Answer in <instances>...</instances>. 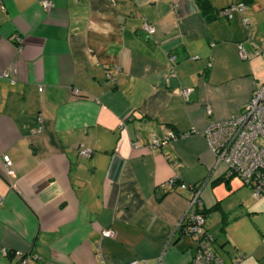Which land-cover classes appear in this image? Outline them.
Returning a JSON list of instances; mask_svg holds the SVG:
<instances>
[{"label":"crops","instance_id":"crops-1","mask_svg":"<svg viewBox=\"0 0 264 264\" xmlns=\"http://www.w3.org/2000/svg\"><path fill=\"white\" fill-rule=\"evenodd\" d=\"M210 1L247 9L208 18L197 0H0V264H22L17 251L26 264H191L197 242L178 229L188 186L203 182L206 220L233 177L205 131L264 80V0ZM250 210L254 228L228 219L220 242L205 223L230 264H264V208Z\"/></svg>","mask_w":264,"mask_h":264},{"label":"built area","instance_id":"built-area-1","mask_svg":"<svg viewBox=\"0 0 264 264\" xmlns=\"http://www.w3.org/2000/svg\"><path fill=\"white\" fill-rule=\"evenodd\" d=\"M43 5L49 7L50 3L44 1ZM247 5L244 2L232 4L220 10V14L232 17L234 11L244 13ZM243 22L247 25L249 17L243 16ZM143 28L149 33L155 32L154 26L144 22ZM12 40L20 49L23 39L20 35L15 34ZM264 59V52L258 51ZM241 57H246L244 52L240 51ZM7 77V74H3ZM192 91L191 87L181 90V95L187 97ZM78 93V89H74ZM208 113L211 109L208 108ZM38 124L33 132L38 133L42 130V118H37ZM208 146L214 154L215 163L225 166V173L229 176L239 175L243 183L247 185L252 195L256 198L264 197V80L261 81L253 90L250 98L243 106L240 113L222 121L213 120L210 122L205 131ZM175 138L173 132L168 133L166 140ZM159 141L154 140L153 144L159 145ZM93 150L87 147H80L78 153L87 157L92 154ZM6 171L9 176H13L15 171L12 167L13 161L8 154L3 156ZM169 186L175 184V179L171 178ZM182 187H187L181 184ZM191 196L189 206L185 215L178 223V229L182 233L190 234L197 242V249L192 256L191 264H230L216 251L214 246V237L205 227V215L202 211L204 200L202 197V187L198 185H189ZM2 200L0 199V203ZM114 232L110 229L103 231L104 236H112ZM264 242V239H263ZM3 254H7L5 248L1 249ZM16 255L21 258L22 264H26L23 259L24 255L17 251ZM245 255L236 257V262L240 261ZM128 264H138V260H132Z\"/></svg>","mask_w":264,"mask_h":264},{"label":"rangeland","instance_id":"rangeland-1","mask_svg":"<svg viewBox=\"0 0 264 264\" xmlns=\"http://www.w3.org/2000/svg\"><path fill=\"white\" fill-rule=\"evenodd\" d=\"M217 192L220 199V209L209 211L205 220L206 225L217 237V241L220 242L224 235L221 232L224 213L226 218L228 217L231 221L236 217L238 225L242 222L246 228H254V216L256 214L252 213L250 207L253 206L254 208L257 206L264 208V197H254L251 189L243 183L242 179L237 174L232 177L231 186L223 182L217 188ZM234 229H237L236 225H233V230Z\"/></svg>","mask_w":264,"mask_h":264},{"label":"trees","instance_id":"trees-1","mask_svg":"<svg viewBox=\"0 0 264 264\" xmlns=\"http://www.w3.org/2000/svg\"><path fill=\"white\" fill-rule=\"evenodd\" d=\"M197 2L200 4L203 11L205 13H207L208 18H214L220 14V10H215L214 6L212 5L210 0H197ZM202 184H203V182H201L200 184H194V185H198V187H202ZM212 209H220V202H217ZM202 211H203L204 215L206 216V209L203 208ZM228 219L229 218L228 217L226 218L225 213H224L223 218H222V226H221L222 231H224V229L228 223ZM214 240H215V238H214Z\"/></svg>","mask_w":264,"mask_h":264}]
</instances>
